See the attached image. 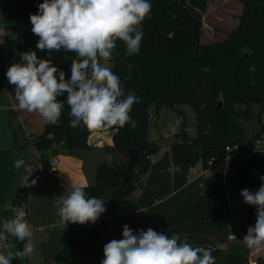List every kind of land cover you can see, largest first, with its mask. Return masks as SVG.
<instances>
[{
    "label": "trees",
    "instance_id": "obj_1",
    "mask_svg": "<svg viewBox=\"0 0 264 264\" xmlns=\"http://www.w3.org/2000/svg\"><path fill=\"white\" fill-rule=\"evenodd\" d=\"M242 3L238 25L225 38L209 43L200 41L203 14L207 0H150V17L142 22L143 38L139 53L127 56L122 41L110 60L112 71L120 78L125 95L135 93L140 102L133 105L130 116L136 121L123 128L112 127V145L105 146L109 161L100 163L95 172L96 184L83 186L89 197L102 199V188H108L106 211L111 215L119 206L129 210L145 208L148 222L132 228L134 233L151 228L158 233L188 242L193 247L212 249L215 264H264V258H248L245 248L240 253L221 256L218 245L226 244L229 232V202L243 189L260 188L264 176V152H249L245 158L229 157L227 171H215L188 182L191 166L198 161L220 160L225 145L238 144L252 147L264 134V0H239ZM43 0H9L1 4L10 21L4 24L7 35L16 38L20 53L36 51L37 57H56L75 52L41 51L36 48L39 39L31 41L33 33L30 15L38 13ZM65 79L71 77V65L62 66ZM66 96L61 117L56 125L50 122L32 137L37 151L53 149H84L89 146L86 128H72L70 107ZM123 98V97H122ZM65 100V101H64ZM221 107L216 110L219 102ZM189 105L195 113V135L183 134L181 141L170 144L156 160L159 145L150 138V108ZM256 116V129L251 137L245 136L242 121ZM55 139H46L48 133ZM102 132V131H100ZM138 151V162L129 171V181L113 173L126 168L127 151ZM22 188L16 192L15 202L25 198ZM244 219L239 225L243 237L256 222L255 206L242 200ZM122 235L115 238L119 240ZM15 250H22L26 241L9 237ZM104 253L95 254L80 263L101 264ZM11 264H23L16 258Z\"/></svg>",
    "mask_w": 264,
    "mask_h": 264
},
{
    "label": "clouds",
    "instance_id": "obj_2",
    "mask_svg": "<svg viewBox=\"0 0 264 264\" xmlns=\"http://www.w3.org/2000/svg\"><path fill=\"white\" fill-rule=\"evenodd\" d=\"M151 7L150 0H43L38 13L30 15L31 31L39 37L36 48L49 54L71 51L76 57L71 77L65 79L63 70L51 60L38 58L36 51L20 53L21 62L13 63L6 72L9 83L15 86L18 111L38 113L56 125L64 107L57 98L66 93L70 127L103 131L130 125L134 129L136 121L129 114L140 98L133 92L125 95L120 78L107 62L113 58L118 40L125 45L127 56L139 53L142 22L150 17ZM46 139L54 140L55 134L48 133ZM15 167L24 169L21 187L36 183L29 177L38 165H26L18 159ZM260 179L258 191L243 189L240 193L246 204L257 209L256 222L242 239L247 248L257 252L264 250V176ZM104 205L102 199L89 197L84 187L77 185L56 201L55 214L64 224H94L106 211ZM5 210L13 216L0 225V264H11L13 259L30 257L35 245L25 210L10 204ZM122 227V238L104 245L101 264H215L211 248L193 247L151 228L134 233L128 225ZM9 237L28 242L22 250L14 251Z\"/></svg>",
    "mask_w": 264,
    "mask_h": 264
},
{
    "label": "crops",
    "instance_id": "obj_3",
    "mask_svg": "<svg viewBox=\"0 0 264 264\" xmlns=\"http://www.w3.org/2000/svg\"><path fill=\"white\" fill-rule=\"evenodd\" d=\"M8 1L0 0V225L13 216L11 211L5 210L6 205L23 208L33 231L31 241L35 245L34 255L25 257L26 264L80 263L103 252L105 244L122 235L123 225L132 229L146 224L147 210L116 207L109 215V222L112 218L115 220L110 222L108 228L92 223L64 224L55 214L56 201L70 193L74 186L96 184L97 166L110 159L105 146L112 145L113 132H91L88 136L89 146L84 149L68 150L55 146L37 151L33 148L32 137L40 133L48 121L38 113L18 111L16 107L15 86L9 83L6 72L13 63H20L21 60L16 38L7 35L4 30V24L11 19L1 4ZM75 57L76 54H63L40 59L51 60L60 70L62 66L71 65ZM56 75L58 79V73ZM53 156L57 157L58 163L56 169L51 171L47 163ZM18 159H23L26 165H38L29 177V181L36 180L32 187H21L20 174L24 169H16ZM19 188H22L25 199L15 202ZM106 191L109 193L108 188H102V194ZM102 200L108 202L105 195H102ZM223 245L218 247L221 249Z\"/></svg>",
    "mask_w": 264,
    "mask_h": 264
},
{
    "label": "rangeland",
    "instance_id": "obj_4",
    "mask_svg": "<svg viewBox=\"0 0 264 264\" xmlns=\"http://www.w3.org/2000/svg\"><path fill=\"white\" fill-rule=\"evenodd\" d=\"M241 12L242 3L239 0H207V9L202 18L200 41L209 43L225 38L228 32L238 25ZM3 14L7 17V13ZM107 66L111 67L110 61L107 62ZM150 117V138L158 142L160 148L156 155L151 156L152 160L160 157L162 152L169 151L171 143L181 141L183 134L188 137L195 135L196 116L189 105H175L172 108L162 106L157 111L151 107ZM242 123L246 129L245 136H253L257 126L256 116ZM219 170L220 167L217 166L208 171L205 176ZM103 195L108 199L107 191L103 192ZM242 200L243 197L238 194L229 202V232L235 233L237 238L229 240L227 237L226 244L221 248L220 257L232 252L240 253L246 248L249 261L254 262L258 256L264 258V250L257 252L249 249L242 241L243 235L239 231V225L244 219ZM114 220L115 218H112L110 222L113 223ZM22 263L26 264L25 258L22 259Z\"/></svg>",
    "mask_w": 264,
    "mask_h": 264
},
{
    "label": "built area",
    "instance_id": "obj_5",
    "mask_svg": "<svg viewBox=\"0 0 264 264\" xmlns=\"http://www.w3.org/2000/svg\"><path fill=\"white\" fill-rule=\"evenodd\" d=\"M225 153L226 155L221 158L220 160H216L214 158H210L207 160L206 165H204L202 162L198 161L195 165L191 166L188 170L187 180L188 182L198 178L199 176H205V174L208 173L213 168H216L217 166L220 167V170L218 172H221L224 174L228 169V159L232 155H237L242 158H245L249 152H264V134L258 137L252 147H246L241 148L238 144H227L225 145ZM57 157L53 156L48 161L47 165L51 171H54L56 169L57 165ZM259 188H251L249 189L251 192L255 193L258 191ZM96 225L106 227L108 228L110 226L109 222V215H100V217L97 219V221L94 223ZM229 240H233L237 238V235L233 232H230L228 234Z\"/></svg>",
    "mask_w": 264,
    "mask_h": 264
},
{
    "label": "water",
    "instance_id": "obj_6",
    "mask_svg": "<svg viewBox=\"0 0 264 264\" xmlns=\"http://www.w3.org/2000/svg\"><path fill=\"white\" fill-rule=\"evenodd\" d=\"M35 38H36V35L33 34L31 41L34 42ZM221 105H222V102L220 101L219 104L217 105L216 110H218L221 107ZM81 128H85V127L81 126ZM127 155H128V162H127L126 168L123 170L115 171L113 173V176L122 178L124 183H127L129 181V178H130L129 171L132 170L136 166L138 162V156H139L138 151L134 148H130L127 151Z\"/></svg>",
    "mask_w": 264,
    "mask_h": 264
}]
</instances>
